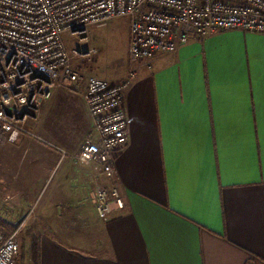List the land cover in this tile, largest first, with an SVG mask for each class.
<instances>
[{
  "label": "crops",
  "instance_id": "1",
  "mask_svg": "<svg viewBox=\"0 0 264 264\" xmlns=\"http://www.w3.org/2000/svg\"><path fill=\"white\" fill-rule=\"evenodd\" d=\"M132 66L129 141L113 176L72 155L93 127L86 78L120 81L128 58L110 77L92 68L56 89L23 123L40 137L4 141L0 162L20 214L47 229L34 234L40 264H264V32L194 36ZM97 183L125 199L106 222L93 201ZM94 216L93 241L76 224Z\"/></svg>",
  "mask_w": 264,
  "mask_h": 264
},
{
  "label": "built area",
  "instance_id": "2",
  "mask_svg": "<svg viewBox=\"0 0 264 264\" xmlns=\"http://www.w3.org/2000/svg\"><path fill=\"white\" fill-rule=\"evenodd\" d=\"M118 16L131 18L129 73L116 82L96 75L86 78L83 97L93 127L72 155L79 162L95 161L100 173L109 177L115 174L117 154L129 141L123 99L135 75L134 62H150L158 52L175 51L194 36L219 30L264 32V0H0L3 141H16L27 132L40 137L25 129L23 123L38 117L56 89L83 79L72 65V56L92 61L97 50H69L64 36L72 39L80 35L79 42L87 41L90 26H104ZM61 151L67 154L65 149ZM93 201L104 222L115 209L125 208V199L115 185L97 183ZM18 230L9 235L0 230V264H18Z\"/></svg>",
  "mask_w": 264,
  "mask_h": 264
},
{
  "label": "rangeland",
  "instance_id": "3",
  "mask_svg": "<svg viewBox=\"0 0 264 264\" xmlns=\"http://www.w3.org/2000/svg\"><path fill=\"white\" fill-rule=\"evenodd\" d=\"M131 18L128 16H118L111 19L104 26H90L86 31L88 40L79 42V36L75 35L72 39L67 36L65 40L69 50L73 49H88L90 47L96 48L97 52L92 61H87L82 57L72 56L73 67L83 76H87V70L94 69L98 73L110 77L122 61L127 59L126 48L128 49V30L130 28ZM90 133V132H89ZM88 133V134H89ZM87 132L84 134L81 143ZM4 150V141L0 138V153ZM10 172L9 168L6 170L2 162H0V230L5 234L18 230L17 237L20 242V252L17 257V263L22 256L26 259L25 264H31V246L30 239L38 231H47L44 224L33 223V219L24 222V215H21L19 190H10L9 185L5 183V173ZM17 176L20 173L18 169ZM10 178V177H8ZM18 186V185H17ZM17 186H14L15 188ZM96 217H87L85 220L78 222L76 226L81 230L87 231L90 238L94 241L98 237L100 226ZM47 225V224H46Z\"/></svg>",
  "mask_w": 264,
  "mask_h": 264
},
{
  "label": "trees",
  "instance_id": "4",
  "mask_svg": "<svg viewBox=\"0 0 264 264\" xmlns=\"http://www.w3.org/2000/svg\"><path fill=\"white\" fill-rule=\"evenodd\" d=\"M31 246V264H40V243L37 236H32L30 239ZM20 264H25L26 259L22 256L19 260Z\"/></svg>",
  "mask_w": 264,
  "mask_h": 264
}]
</instances>
